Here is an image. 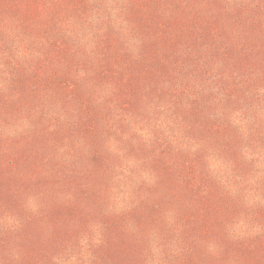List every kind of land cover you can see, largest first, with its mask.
<instances>
[{"label":"rangeland","instance_id":"1","mask_svg":"<svg viewBox=\"0 0 264 264\" xmlns=\"http://www.w3.org/2000/svg\"><path fill=\"white\" fill-rule=\"evenodd\" d=\"M121 1L0 0V173L11 183L10 202L0 199V264H82L83 255L118 264L111 255L124 238L135 264H243L236 253L264 245V0ZM122 5L158 12L162 25L192 14L213 23L216 43L179 48L189 57L173 60L174 78L129 117L154 136L138 137L137 156L121 162L119 138L133 132L114 135L119 123L93 78L122 39L113 13ZM89 109L105 118L88 122ZM152 111L195 117L175 114L166 130L153 128ZM149 154L187 166L168 186L146 168ZM210 196L222 210L216 237L194 229L198 200Z\"/></svg>","mask_w":264,"mask_h":264},{"label":"trees","instance_id":"2","mask_svg":"<svg viewBox=\"0 0 264 264\" xmlns=\"http://www.w3.org/2000/svg\"><path fill=\"white\" fill-rule=\"evenodd\" d=\"M121 2L125 4V0ZM123 7L124 5L113 12L115 17H118L115 25V28L119 30V34L117 35H120L122 39L119 42H115L113 46L110 47L112 51L107 52V59L102 61L100 69L93 78V81H96V83L103 88V92L108 99L106 101L107 105L103 106V108L108 112L111 121H114V117H116V121L119 123V126L115 127L117 131L114 135L116 137L119 135L122 136L123 127L126 128L127 126H129L131 132H133L131 135L128 134V143H122L121 138H119L121 143H119L115 153L117 155L119 154L121 162L125 159L129 160L131 157L137 156L135 155L137 149H134L133 142H140L138 137L148 142L154 136L151 135L149 130L145 129L146 125H141L142 127L139 128L130 125V118H141L144 110H142L143 103L150 104L154 95L158 93L161 85L168 79L171 80L174 78L170 76V74H172L173 68L178 64H176L177 62H173V60L178 58L179 60H183L189 57L188 55L180 54L179 48L181 49L189 39L199 48L203 44L213 42L216 37L211 31L214 29L213 23L206 20H197L192 14L186 19H184V16H182L183 18H179L177 15H171V19L166 21V25H162L164 17H161L158 12H153V10H137L134 13H130L128 8L126 10ZM186 12L191 13L190 11ZM163 26L166 27V30H162L161 27ZM131 50H138V52L133 55ZM239 63L240 68H243L250 63V59L245 56ZM75 96L78 98L80 104L85 103L87 100L84 94H76ZM86 113L88 122L92 120L95 121L99 117L101 119L105 118L102 117L98 109L96 111L89 109ZM175 114L180 123L186 119L192 121V118L194 120L195 117L193 113L192 117L184 113L177 112ZM175 114L174 116L171 115V121H169V118H166V116L165 120H159L153 117L152 111L151 118H153L152 121L154 122L153 128L162 129V125L166 124V130H169ZM134 123L136 122L134 121ZM184 137L187 139L186 141L189 142V139L191 140L192 138V133L187 131V133H184ZM108 141L110 140L108 139ZM155 141L157 143L160 140L156 138ZM140 143L144 145V143ZM151 156L152 154H149L147 157L141 155V158H146V168L164 175L168 186H171L172 182L175 183L177 177L181 176L182 171H184L187 166L181 159H178L176 163H172V166H167L164 164V161L152 158ZM93 160L100 165L104 164V159L97 154L94 155ZM134 160L141 163L138 158ZM122 172L129 173V169H122ZM142 175L144 178L140 181L144 184L145 181L150 178V174L142 173ZM8 190L11 191V183L8 178H5L0 173V199L5 203L10 202ZM214 198L215 197L210 196L207 199L198 200L197 204L199 207L196 209L195 215H192L194 222L196 221L199 223V227H194V229L197 230L196 234L198 232L211 236L219 234L218 231L221 226L219 224L222 222L217 212L222 210L217 208L220 203H215ZM155 208L159 207L155 206ZM126 240L127 238H124L117 244V250L119 249V252H116L117 256L112 253L111 262H119L118 264H122V262H124L123 264H135L134 253L132 254L126 251L127 247L130 248ZM236 255L238 260L243 264H264V245L257 246L254 250L248 252L243 250L242 253H236ZM92 257H95V253ZM110 258L111 257H109L108 260ZM81 259H83L82 264H95V262H91L89 255L88 257L83 255ZM185 264L195 263L189 259Z\"/></svg>","mask_w":264,"mask_h":264}]
</instances>
